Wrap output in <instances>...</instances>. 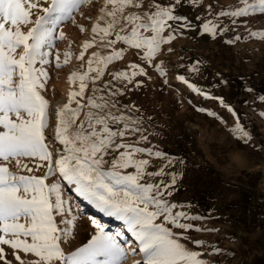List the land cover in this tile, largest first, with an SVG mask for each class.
I'll return each mask as SVG.
<instances>
[{
    "label": "snow or ice",
    "instance_id": "obj_1",
    "mask_svg": "<svg viewBox=\"0 0 264 264\" xmlns=\"http://www.w3.org/2000/svg\"><path fill=\"white\" fill-rule=\"evenodd\" d=\"M200 4L103 0L91 38L75 55L79 69L67 77V100L53 109L45 95L49 66L60 69L73 57L70 47L54 52L66 38L61 26L71 22L83 33L76 14L83 17L81 9L95 0H0V264H125L130 255L140 256L134 264H221L231 255L195 238L193 233L216 230L197 226L203 217L191 214V202L173 199L185 161L152 143V118L129 96L143 86L137 77L147 76V68L129 63L127 70L107 72L132 49L168 84L163 62H155L164 45L194 28L216 39L246 25V18L264 15V0H237L218 12L209 4L206 16L195 17L199 25L178 13ZM249 38L264 40V30H248ZM240 39L237 34L225 42ZM198 64L188 65L187 73H199ZM175 80L219 100L236 118L235 138L251 141L222 97L210 96L184 74ZM74 198L119 222L120 230L89 217L87 241L73 247L85 214Z\"/></svg>",
    "mask_w": 264,
    "mask_h": 264
},
{
    "label": "rangeland",
    "instance_id": "obj_2",
    "mask_svg": "<svg viewBox=\"0 0 264 264\" xmlns=\"http://www.w3.org/2000/svg\"><path fill=\"white\" fill-rule=\"evenodd\" d=\"M102 2L95 0V6L83 7V17L76 14V24L84 27L83 33L71 22L61 26L66 38L57 42L54 52L62 54L70 47L73 57L60 69L49 66L50 80L45 95L50 106L62 98L60 83L66 84L67 93L70 90L66 73L79 69L75 55L79 54L83 42L91 38V24L97 20ZM235 3L237 0H201L198 6L179 8L178 13L199 25L195 17L206 16L209 4L218 12ZM246 19V25L233 28L216 39L194 28L164 45L155 62H163L168 84L154 68L140 61L132 49H125L123 58L107 69V72L127 70L129 63L147 68V76L137 77L143 81V86L129 94L130 100L146 117L152 118L149 126L157 134L152 143L185 161L180 166L183 175L178 181L179 191L173 199L191 202V214L203 217L195 222L197 226L216 230L193 235L231 254L220 258L221 264H264V118L259 116L264 112V101L258 99L264 96V40L244 39L248 30H264V15ZM237 34L240 40L231 44L225 42ZM115 47L123 46L117 44ZM96 50V47L90 49L85 60ZM106 51L101 49L102 54ZM197 62L199 73H187V66ZM178 74L186 75L210 96L222 97L238 113L251 141L245 143L235 138L231 130L236 118L219 100L205 99L177 82L175 76ZM67 93L60 105L66 102ZM123 99L129 102L128 98ZM208 111L215 112L219 119L209 116ZM81 211L85 214L77 225L73 247L86 242L91 233L90 215ZM115 223L120 226L119 222ZM132 257L140 259L139 255ZM133 259L128 257L125 264H134Z\"/></svg>",
    "mask_w": 264,
    "mask_h": 264
},
{
    "label": "bare ground",
    "instance_id": "obj_3",
    "mask_svg": "<svg viewBox=\"0 0 264 264\" xmlns=\"http://www.w3.org/2000/svg\"><path fill=\"white\" fill-rule=\"evenodd\" d=\"M73 63H74V62H73ZM73 66H74V65H72V67H73ZM72 67H71V68H72ZM71 68H70V69H71ZM69 74H70V71L66 73V76L68 77ZM65 85H66V84H64V83H60V84L58 85L59 90L62 92V96H61L62 98H60L59 100H57L56 102H54V103L52 104L51 107H52L53 109H54L57 105H60V104L63 102L64 94H65V92L67 93L66 90H68V89L65 88ZM65 96H66V95H65ZM69 194H71V193H69ZM74 199H75V198H74ZM75 201H76L78 204H80L81 209L85 210V212H87V213L90 215V217H94V218L98 219L101 223H103V224L106 226V228H110L113 232H116V231H119V230H120V226H119V225H116L115 221L112 220L111 218L99 214L96 210H94V209L91 208L90 206L86 205V203H84V202L81 201V200L75 199ZM87 217H88V216H87ZM126 238H127V235H126ZM129 257H130L131 259H133V257H132L131 255H130ZM130 261H131V260H130ZM133 261H136V259H133Z\"/></svg>",
    "mask_w": 264,
    "mask_h": 264
}]
</instances>
